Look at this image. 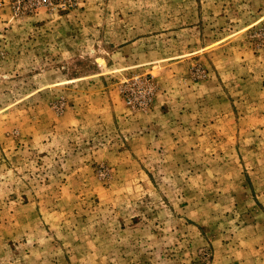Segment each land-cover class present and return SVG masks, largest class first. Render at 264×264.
<instances>
[{
    "label": "rangeland",
    "instance_id": "obj_1",
    "mask_svg": "<svg viewBox=\"0 0 264 264\" xmlns=\"http://www.w3.org/2000/svg\"><path fill=\"white\" fill-rule=\"evenodd\" d=\"M0 264H264V0H0Z\"/></svg>",
    "mask_w": 264,
    "mask_h": 264
}]
</instances>
